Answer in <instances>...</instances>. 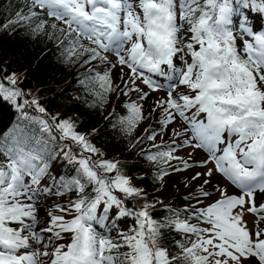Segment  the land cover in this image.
I'll list each match as a JSON object with an SVG mask.
<instances>
[{"label":"snow or ice","instance_id":"6c2138e0","mask_svg":"<svg viewBox=\"0 0 264 264\" xmlns=\"http://www.w3.org/2000/svg\"><path fill=\"white\" fill-rule=\"evenodd\" d=\"M12 7L3 27L55 39L66 62L84 70L79 82L90 106L102 108L114 93L128 98L113 128L131 136L159 110L160 128L149 121L132 144L152 142L155 152L140 154L158 168L157 181L169 169L207 171L184 185L182 209L161 202L170 214L157 220L146 190L89 139L96 129L85 134L71 117L51 115L8 74L0 100L22 123L0 132V264H264V0H16ZM138 82L167 98L145 112L140 101L150 92ZM177 121L182 131L170 127ZM168 133L176 139L166 142ZM186 148L188 159L176 154ZM51 197L67 201L46 203ZM247 214L256 217L254 230ZM123 218L134 222L127 232L117 228ZM165 232L180 238L166 245Z\"/></svg>","mask_w":264,"mask_h":264},{"label":"trees","instance_id":"16d2710c","mask_svg":"<svg viewBox=\"0 0 264 264\" xmlns=\"http://www.w3.org/2000/svg\"><path fill=\"white\" fill-rule=\"evenodd\" d=\"M15 2L16 0H0V79L15 73L20 81L18 86L25 94L31 93L27 98L37 97L48 113L59 114L61 118L71 117L76 122L78 130L85 134L96 129V134L89 136V139L100 148L105 159L121 161L120 167L124 174L131 176L135 184L144 188L148 202L156 205L153 217L162 221L170 212L164 207L157 206L156 197L162 191L167 176L162 182L157 181L155 175L158 168L140 154L141 148L155 152V149H146L147 142L151 141L145 140L143 144L132 148L145 121L131 136L119 131L118 128H113L112 125L116 123L115 116L127 114L121 103L115 109L111 121L106 118L110 112L111 98L115 93L109 97V104L102 108L90 106L92 97L85 92L79 82L83 79L84 70L78 65L66 62L64 50L55 39H49L43 34H34L27 27L17 25H10L7 29L3 27L14 11L12 5ZM25 110L32 115H40L35 108ZM17 123H22L20 113L13 105L0 100V132ZM121 154H125L127 159H121ZM62 200L66 202L67 197ZM132 227L134 222L130 218L117 221V228L121 231L127 232ZM172 236L180 238L175 233L169 235L165 232L166 245H171Z\"/></svg>","mask_w":264,"mask_h":264},{"label":"rangeland","instance_id":"374dc122","mask_svg":"<svg viewBox=\"0 0 264 264\" xmlns=\"http://www.w3.org/2000/svg\"><path fill=\"white\" fill-rule=\"evenodd\" d=\"M110 58L112 59L113 62H115L116 58L114 56H112ZM124 71L127 72V69H124ZM119 73H120V67L119 66L112 69V76H113L114 81H116V82H118L117 78L119 76ZM138 86L141 89H143L144 91L150 92L148 100L140 101V103L144 104L145 112L149 111V108L151 106H154L157 100L167 98L166 92H163V91L151 92L149 89H147V87L144 84L139 83V82H138ZM176 91L181 92V93H185L186 89L183 86H180L179 88H177ZM115 95L116 94H114L111 98V103H110V107H109L110 111L113 108L117 109L122 101L127 100V98L124 96H121L119 98V100H117L115 98ZM130 95L133 98H135L134 93H130ZM159 116H160V112L158 110L157 112L153 113L151 117H149V120H145V123L140 128L138 136H141L144 134L143 130L146 127H148L149 121L152 122L154 128L159 129L160 124L156 123V120L159 118ZM170 127L173 128L175 131H182L183 130V124L179 121L175 122L173 125H170ZM174 139H176V137L174 135H172L171 133H168L164 136V140L166 142L170 141V140H174ZM157 142H159V138H158ZM151 143L152 142H147L146 149H150ZM191 151H192V149H190V148L179 149L176 154L183 157L184 159H188V153ZM120 156H121V159H124V160L127 159L125 154H121ZM193 158L196 161H201L204 159V154L203 153L202 154L201 153H194ZM173 164L176 165L177 167H182V164L179 161H174ZM208 167L211 168V167H213V165L211 163H209ZM196 171L203 172V171H207V169L206 168H189V169L183 170V171H172L170 169V174L165 179L164 187H163L162 191L156 197L157 206L163 207L161 204V202H163V205H167L170 209H177V208L182 209L183 206L187 203V201H185L183 198L189 192V188H186L184 185L186 183H188V181L191 179L192 174ZM217 179H219V177H217ZM221 182L226 183L225 181H221ZM197 183L198 182H196V181L192 182L193 185H195ZM46 203H65V201L60 199V198H57V197H51L49 199V201H47ZM55 214H60V213H55ZM244 219L247 222V227L250 230H254L256 217L251 215V214H247V215H245ZM201 227H207V225L202 224Z\"/></svg>","mask_w":264,"mask_h":264},{"label":"bare ground","instance_id":"6f19581e","mask_svg":"<svg viewBox=\"0 0 264 264\" xmlns=\"http://www.w3.org/2000/svg\"><path fill=\"white\" fill-rule=\"evenodd\" d=\"M202 154V153H201Z\"/></svg>","mask_w":264,"mask_h":264}]
</instances>
